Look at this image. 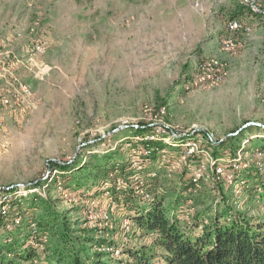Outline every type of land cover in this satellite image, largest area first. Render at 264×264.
I'll return each instance as SVG.
<instances>
[{"label":"rangeland","instance_id":"374dc122","mask_svg":"<svg viewBox=\"0 0 264 264\" xmlns=\"http://www.w3.org/2000/svg\"><path fill=\"white\" fill-rule=\"evenodd\" d=\"M233 19L250 31H230ZM20 84L30 93H22L18 105L0 104V212L15 222L22 209L23 222L16 231L0 222L3 240L27 235L30 215L42 214V198L72 236L95 238L101 225L104 241L150 244L134 226L122 234L131 206L114 207L105 223L101 213L109 198L89 199L104 177L102 165L136 160L141 135L135 129L146 127L144 138L176 148L170 161L161 164L156 154L151 164L159 179L148 188L163 189L164 205L176 194L184 204L188 176L202 167L206 202L175 213L181 230L193 232L187 222L195 224L218 202L217 187L237 210L264 221V197L229 185V175L226 182L213 181L211 173L212 161L233 155L241 167L260 161L257 146L264 147V22L240 0H0V95L11 96ZM190 139L208 155L176 157ZM63 179L73 192L61 191ZM146 203L136 197L134 208ZM44 241L61 244L48 235ZM94 246L80 253L87 264L125 258Z\"/></svg>","mask_w":264,"mask_h":264},{"label":"trees","instance_id":"16d2710c","mask_svg":"<svg viewBox=\"0 0 264 264\" xmlns=\"http://www.w3.org/2000/svg\"><path fill=\"white\" fill-rule=\"evenodd\" d=\"M144 129H135L141 135L134 152L138 166L133 165V159L120 164L116 160L108 169L102 165L99 169L101 176L104 174V177L101 179L99 187L89 196V199L91 201L102 200L103 197L107 196L115 208L131 206L127 209L129 213L133 212L128 219L130 231L127 234L134 231V226L136 231L149 236L150 244H133L123 247L125 242L116 245L111 242L112 240L104 241L99 239L102 238L100 235L105 231L104 226L95 229V238L72 236L64 218L51 211L52 206L49 202L41 198L43 205L39 209L43 210L42 214L36 218L30 215L27 235L8 237L7 240L0 237V264H87L89 257L86 255V258L82 260L80 253L85 252V245L90 244H94V247L98 249L101 245L120 247L119 258L121 256H125V258L114 264H155L158 260L165 264H264V221L248 217L246 213L237 210L232 204L233 200L230 194H226L222 188L217 187L219 200L215 205L210 204V209L207 208L208 213L204 214L209 218L198 221L199 217H204L198 215L195 218L197 219L195 224L192 223V220L186 221L188 227L193 226V232L188 234L181 230L178 224L180 217L175 213L180 212L182 216L188 210L193 209L190 203L203 204L206 202V194L201 193V179L204 174L197 180H194L195 170L189 174L186 187L191 193L189 198H185L184 204L179 205L181 196L176 194L173 203L164 205L163 201L166 196L163 195V189L157 187L151 191L148 188L150 185L155 187L159 179L155 170L156 167L151 168V164L156 154L158 157L155 160L161 164H163L164 159L170 161L176 153L173 151L176 148L173 149L172 146H168L158 138H144V131H146ZM179 149L176 157L188 156L185 146ZM257 150L264 154V147L257 146ZM191 157L196 158V155ZM234 157V155L229 156V159L218 163L224 169V173L221 175L215 174V167H211L212 180L221 179V183L222 180L226 182L227 175H229L231 176L229 185L237 186L240 184V189L243 187L249 197L253 195L264 197V170L263 166H260L261 164L264 165V160L254 161L246 167H241L243 161H236ZM57 165L59 168L63 166L62 164ZM250 172H254L256 175L252 176ZM244 173H247L248 179L246 180L251 181L250 185L245 184L246 180L242 179ZM186 174H181V176L185 178ZM67 185L69 186L63 179L61 187H59L62 190L71 191ZM245 187L248 188L245 189ZM195 193L199 194L196 196ZM146 194L148 197H145ZM136 197L147 201L144 208H134ZM175 204L179 205L178 208ZM20 210L22 209L15 212L16 216H21L18 222L8 218L6 213L0 212V222L4 230L16 231L19 229L18 227L22 226L23 213ZM122 234L126 235L125 232ZM47 235L57 237L61 243L60 247L58 245L52 246L51 243L46 244L44 237ZM78 242H82L80 244L82 246L78 245ZM105 254L112 253L105 252Z\"/></svg>","mask_w":264,"mask_h":264},{"label":"built area","instance_id":"2783aa9c","mask_svg":"<svg viewBox=\"0 0 264 264\" xmlns=\"http://www.w3.org/2000/svg\"><path fill=\"white\" fill-rule=\"evenodd\" d=\"M240 4L246 8L251 14L255 15L257 18H259L260 20H262L264 22V2L263 0H240ZM228 29L230 31H243L245 33H248L250 31V27L246 24H244L242 21H239L238 19H233L230 20L227 24ZM35 48H38V44H35L34 46ZM219 79V78H217ZM18 90V91H16ZM14 90L15 92H11L12 95H0V104H2L3 106H9L11 103H15L16 105L19 104V102L22 100V93L28 95L30 93V89H28V86L20 84L19 88ZM10 96V97H9ZM2 127V124H0V128ZM210 140L211 137H210ZM184 146L187 148V153L190 155L194 154H200V155H208L207 150L204 148L203 145H201L200 143H198V141H196L195 139H190L189 141H187ZM256 156L258 157V159H260V161L264 160V154L261 153L260 151L256 152ZM178 161V160H176ZM175 161V162H176ZM219 162H216L215 160L212 161V165L215 167V174L217 175H221L224 173V169L223 167L218 164ZM177 164H179V162H177ZM133 165H137V162L134 160L133 161ZM260 166H263V164H261ZM203 175L202 173V167L197 168L194 171V180H197L199 178H201ZM63 191V190H61ZM145 197H148V194L145 195ZM114 209V204L111 203L110 201L107 202V207L106 210H104L103 213H101V219L103 222L108 223L110 221V214L112 213ZM2 213H5V209L2 210ZM16 222L19 221V219H15ZM101 226V225H99ZM122 228L125 232V234H127L130 231V223L129 220L126 219L124 220L123 224H122ZM101 232V230L99 231ZM123 241H127V237H123L122 239ZM100 251H106V252H110V253H115V254H119L120 253V247L115 246V245H101L99 247Z\"/></svg>","mask_w":264,"mask_h":264}]
</instances>
